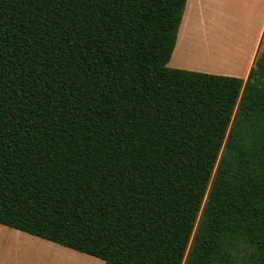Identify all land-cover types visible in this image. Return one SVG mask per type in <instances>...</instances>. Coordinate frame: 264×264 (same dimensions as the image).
Here are the masks:
<instances>
[{"label":"trees","instance_id":"1","mask_svg":"<svg viewBox=\"0 0 264 264\" xmlns=\"http://www.w3.org/2000/svg\"><path fill=\"white\" fill-rule=\"evenodd\" d=\"M188 0H0V223L106 264H264V54L175 68Z\"/></svg>","mask_w":264,"mask_h":264},{"label":"rangeland","instance_id":"2","mask_svg":"<svg viewBox=\"0 0 264 264\" xmlns=\"http://www.w3.org/2000/svg\"><path fill=\"white\" fill-rule=\"evenodd\" d=\"M249 6L250 2H240L239 5H235L233 0H228L226 6L215 7V10L220 16L237 15L242 17V20L212 24L210 23V1L188 0L180 28V39L185 45L183 54L186 62L212 66L226 65L225 56L216 59L212 57L209 60L208 56L210 57L211 53L218 54L215 51L217 42L212 38L221 27L225 31L237 32L238 28L245 26L243 17ZM228 38L220 39V41L232 49L233 47L229 44L233 43L234 39ZM205 50H208V56H204L207 55ZM168 65L172 67L173 61ZM0 264H106V262L91 254L0 223Z\"/></svg>","mask_w":264,"mask_h":264},{"label":"crops","instance_id":"3","mask_svg":"<svg viewBox=\"0 0 264 264\" xmlns=\"http://www.w3.org/2000/svg\"><path fill=\"white\" fill-rule=\"evenodd\" d=\"M197 1V0H196ZM210 1V23L220 24L225 22H231L232 20H242V17L221 15L215 10V7L222 8L226 6L228 0H208ZM230 1V0H229ZM235 5H239L240 2H250V6L245 10L246 15L243 17L245 26L238 28V31H225L221 27L215 36L212 38L213 41L217 42L215 45V51L221 56L227 58L226 65L212 66L198 63H187L183 51L185 45L180 39V28L178 32V39L171 56L173 61L172 67L191 69L196 71H203L209 73L223 74L238 76L246 79L252 66L255 63L256 58L260 53L264 52V0H233ZM188 4V1H187ZM187 4L185 11L187 9ZM184 11V15H185ZM183 15V19H184ZM182 19V22H183ZM231 37L234 39L233 43H230L232 49L224 44L220 39H227ZM229 39V38H228ZM226 51H223L224 49ZM195 49V48H194ZM235 49V50H234ZM212 54V53H211ZM216 55V54H213ZM234 57V58H233ZM174 59V60H173Z\"/></svg>","mask_w":264,"mask_h":264},{"label":"bare ground","instance_id":"4","mask_svg":"<svg viewBox=\"0 0 264 264\" xmlns=\"http://www.w3.org/2000/svg\"><path fill=\"white\" fill-rule=\"evenodd\" d=\"M205 51L207 52V55H204V56H208V54H209L208 50H205ZM212 57L216 59V58H221V57H224V56H221L220 54H216V55L210 54V57L208 56L209 60L212 59ZM224 59H227V58L225 57ZM210 64H212V63H210Z\"/></svg>","mask_w":264,"mask_h":264}]
</instances>
